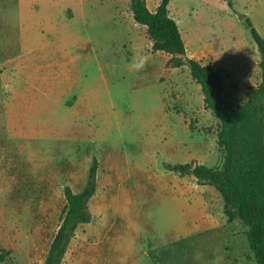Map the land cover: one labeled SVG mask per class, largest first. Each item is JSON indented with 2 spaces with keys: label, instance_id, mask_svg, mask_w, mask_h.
Here are the masks:
<instances>
[{
  "label": "rangeland",
  "instance_id": "obj_1",
  "mask_svg": "<svg viewBox=\"0 0 264 264\" xmlns=\"http://www.w3.org/2000/svg\"><path fill=\"white\" fill-rule=\"evenodd\" d=\"M237 13L264 38V0L169 5L188 57L219 71L234 107L261 79ZM151 46L129 0H0L1 264L44 263L64 190L80 192L94 161L92 219L62 264H256L215 188L165 169L220 168L224 155L189 68L166 67L171 56Z\"/></svg>",
  "mask_w": 264,
  "mask_h": 264
},
{
  "label": "trees",
  "instance_id": "obj_2",
  "mask_svg": "<svg viewBox=\"0 0 264 264\" xmlns=\"http://www.w3.org/2000/svg\"><path fill=\"white\" fill-rule=\"evenodd\" d=\"M133 19L145 27L154 53L171 56L166 67H188L201 88L204 109L219 121L217 145L224 155L220 168L198 163L166 164L165 169L182 177L192 176L197 185L215 188L223 200L228 223L240 221L256 264H264V38L250 18L245 23L260 55L261 79L246 93V102L234 107L226 97L223 76L201 61L189 58L177 22L169 14L171 0H161L151 11L146 0H129ZM97 162L80 192L64 190L66 211L43 264H62L77 228L91 222L88 203L96 191ZM7 255L0 254V264Z\"/></svg>",
  "mask_w": 264,
  "mask_h": 264
},
{
  "label": "crops",
  "instance_id": "obj_3",
  "mask_svg": "<svg viewBox=\"0 0 264 264\" xmlns=\"http://www.w3.org/2000/svg\"><path fill=\"white\" fill-rule=\"evenodd\" d=\"M147 1V0H146ZM157 8V7H156ZM156 10V9H155ZM155 10H153V11H155ZM179 27V26H178ZM179 30L181 31V35L183 36L182 38H184L183 39V41H184V43H185V47H186V50H187V45L189 46V44H188V42L190 43V44H192V39H191V36H184L183 35V32H182V30H181V28H179ZM256 49H257V47H256ZM253 51V55H252V60H254V62H256L257 60L258 61H260V55H259V52H258V49L255 51V48L252 50ZM187 54H188V51H187ZM201 60H203V58H200V59H198V61H201ZM251 60V61H252ZM250 61V60H249ZM248 61V62H249ZM248 62H246V64H244V66H240L243 70H248L249 69V67H247V64H248ZM258 64H259V62H258Z\"/></svg>",
  "mask_w": 264,
  "mask_h": 264
},
{
  "label": "water",
  "instance_id": "obj_4",
  "mask_svg": "<svg viewBox=\"0 0 264 264\" xmlns=\"http://www.w3.org/2000/svg\"><path fill=\"white\" fill-rule=\"evenodd\" d=\"M236 16L238 20H245L248 17L246 13H237Z\"/></svg>",
  "mask_w": 264,
  "mask_h": 264
}]
</instances>
